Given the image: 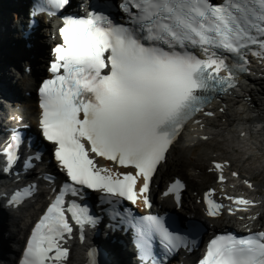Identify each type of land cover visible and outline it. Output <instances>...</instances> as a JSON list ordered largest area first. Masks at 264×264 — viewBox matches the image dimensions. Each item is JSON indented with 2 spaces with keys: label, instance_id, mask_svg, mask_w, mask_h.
<instances>
[{
  "label": "snow or ice",
  "instance_id": "obj_1",
  "mask_svg": "<svg viewBox=\"0 0 264 264\" xmlns=\"http://www.w3.org/2000/svg\"><path fill=\"white\" fill-rule=\"evenodd\" d=\"M47 2L57 10L69 4ZM87 8L84 15L63 16L58 29L63 42L52 49L49 65L52 76L38 87L40 135L52 144L51 155L66 178L32 228L20 264H61L69 250L59 241L70 238L74 227L83 239L85 226L99 222L76 202L84 189L98 190L109 204L125 199L134 205L139 199L150 207L151 181L187 124L203 129L196 117H213L206 106L248 71L246 54L264 52V0H120V21L112 18L109 0H89ZM21 143L13 129L2 150L5 171L14 166L18 156L13 149L18 151ZM40 158L37 153L27 162ZM97 158L125 170L113 173L98 166ZM211 164L209 170L219 171L223 182L225 164L214 159ZM244 183L254 187L247 179ZM31 187L13 192L7 204L18 206ZM183 187L176 178L165 194ZM213 192L204 196L210 217L223 208ZM226 198L255 205L243 197ZM125 212L121 220L133 232L140 264H166L169 254L188 247L189 233L171 229L164 217ZM198 227L185 226L193 232ZM157 242L161 253L155 251ZM198 264H264V231L216 235Z\"/></svg>",
  "mask_w": 264,
  "mask_h": 264
},
{
  "label": "bare ground",
  "instance_id": "obj_2",
  "mask_svg": "<svg viewBox=\"0 0 264 264\" xmlns=\"http://www.w3.org/2000/svg\"><path fill=\"white\" fill-rule=\"evenodd\" d=\"M31 6L30 0H0V99L3 92H12L20 91V98L24 104V112L26 114L27 121L35 126L36 122L39 119L40 109L38 106V98L36 96L38 81H36L40 75L46 74V69L49 64V57L51 48L47 54L41 55L42 62L35 64V67L31 68V71H26V68L22 70L19 68H12L8 65V56L10 57V52L14 47V44L17 42L19 45L20 41L23 40L24 30L28 28L29 16H28V7ZM13 8V13L11 12ZM41 20L38 23L37 29L42 34V42L45 46V49L53 43L52 39V24L53 21L47 20L44 16H38ZM21 21L18 26H14L15 23ZM36 29V31H37ZM36 31L31 35L36 33ZM30 37V38H31ZM30 38H28L30 40ZM8 42V55L3 50L6 49ZM50 47V46H49ZM28 52V51H27ZM45 53V52H44ZM26 54V53H25ZM29 55V54H28ZM28 57V56H27ZM7 60V62H6ZM35 62V60H34ZM46 62L44 70L41 66ZM23 64L30 65L31 59L23 60ZM19 69V70H18ZM253 74L247 75L242 82L240 90L246 88V91H250V94L253 95V104L259 108L257 113L260 118H262V123L264 121V115H261V111H264V86L259 84ZM254 78V79H253ZM253 79V80H252ZM262 83V82H260ZM30 92V96H27L26 93ZM247 95V92L244 96ZM13 96V95H12ZM226 106L227 100L221 98V106ZM220 106V105H219ZM1 107V105H0ZM218 107V106H217ZM249 107L247 103L239 110L240 121L245 118L248 114L246 110ZM217 110L215 109L214 113L216 114ZM208 119L207 128L201 129L198 125H190L191 128H188L187 132L183 134L178 143L175 145L170 157L171 161H174V172L175 175H180L188 183V189L185 194V203L188 206L189 212L193 213L195 217L206 219L209 229L212 228H227L230 226L238 229L246 224L247 217L241 215L239 217L235 216H222L217 219H207L204 217L203 207L201 202L198 203V199L201 198L200 193L204 191L208 186L213 185L214 174L210 173L205 162L207 159L208 148L203 145L206 142L199 143V134L200 131L203 132L204 129L208 130L213 126L212 117H206ZM211 118V119H210ZM210 119V120H209ZM13 120V119H12ZM27 122V123H28ZM264 128V125L263 127ZM38 130V129H36ZM261 142L259 146L252 147L250 146L247 150L249 153H252L257 160L258 156L264 158V131L261 133ZM49 147V145H47ZM51 150V148H49ZM219 150V159L231 158L229 150L225 149L224 146L220 147ZM190 152L192 156L186 157V153ZM181 155L178 159L174 157ZM214 159V158H212ZM212 159L209 161L211 164ZM215 160V159H214ZM240 161L236 159V167H239ZM261 163V161H259ZM55 162L45 161L40 165H34L31 169L28 170V173L25 177V183L31 182L38 186V192L34 197L27 201L24 207H20L19 210L14 212L4 211L0 207V264H16V254L24 246L25 235L29 232L32 221L37 217L45 205V198L48 194L47 188L43 185L40 180V175L44 171H49L50 169L55 170ZM167 171V168L165 169ZM171 172V171H170ZM163 175H166V172H163ZM196 177H199L201 180H197ZM32 180V181H31ZM235 181V180H234ZM38 184H37V183ZM158 183H162V179L158 180ZM234 186V183H233ZM264 220V215L261 216L257 223ZM256 225V224H255ZM250 227V224H247ZM107 248L110 250L109 256L111 258V264H135L133 262V252L129 249L123 251L121 245L118 242L108 244ZM70 254L68 252L65 264H81L82 257L80 256L81 247L79 245H73L70 249ZM3 251V252H2ZM85 260V258H84ZM85 264H91L88 260L84 261Z\"/></svg>",
  "mask_w": 264,
  "mask_h": 264
},
{
  "label": "rangeland",
  "instance_id": "obj_3",
  "mask_svg": "<svg viewBox=\"0 0 264 264\" xmlns=\"http://www.w3.org/2000/svg\"><path fill=\"white\" fill-rule=\"evenodd\" d=\"M38 30H40V29H37V31H36V33L34 34V35H36L34 38H33V44H32V47L31 48H29V47H25V45H24V42H22V40L20 41V43H19V45L17 44V42L14 44V47H12L13 49L12 50H14V51H12V52H10L9 54H10V57L8 56L7 58H8V65H10V66H12V68L14 67V68H19V69H21L22 68V70L23 69H25V64H23V60L24 59H28V61H30V59H31V68L35 65V64H39V63H41L42 62V59H41V55L43 54V55H45L46 54V59H47V54H48V52H49V49H50V45L48 46V48L47 49H45V46L43 45V42H42V40H41V38H42V34H41V32L40 31H38ZM28 51V52H27ZM8 52V51H7ZM35 52V53H34ZM45 52V53H44ZM26 53V54H25ZM29 54V55H28ZM28 56V57H27ZM35 60V63H33L32 62V60ZM33 60V61H34ZM6 62H7V60H6ZM44 66H46V62H44V65L43 66H41L42 67V69L44 70L45 68H44ZM35 67V66H34ZM18 69V70H19ZM27 71V70H26ZM254 79V78H253ZM252 79V80H253ZM258 79H260V80H257V82L258 81H260V82H262V83H260V82H258L259 84H261L262 86H264V78H258ZM12 90H13V95L15 94V95H20V91H14V88H12ZM251 113H253L252 114V116L253 117H255V116H259L257 113L258 112H256L255 110H254V112H251ZM261 115H264V111H261ZM211 142L210 141H208V142H206V143H204L203 145H205V146H207V148L209 149V151H208V153L210 154L211 152H212V150H211V144H210ZM186 157H190V156H192L191 155V153L190 152H187L186 154ZM173 156V155H172ZM181 155H177V156H175L174 158L175 159H178L179 157H180ZM208 157H209V155H207V157H206V165H207V167L209 166L210 167V162H209V159H208ZM244 165H245V163H244ZM246 167L248 166V164L246 163V165H245ZM170 169H172L173 168V170H174V161H172V162H170V164H169V166H168ZM208 167V168H209ZM209 170V169H208ZM197 178V180H201L199 177H196ZM258 180L259 181H261V183H263L264 184V173H262V174H260L259 175V178H258ZM3 252V251H2Z\"/></svg>",
  "mask_w": 264,
  "mask_h": 264
},
{
  "label": "water",
  "instance_id": "obj_4",
  "mask_svg": "<svg viewBox=\"0 0 264 264\" xmlns=\"http://www.w3.org/2000/svg\"><path fill=\"white\" fill-rule=\"evenodd\" d=\"M47 48H48V47H47ZM34 53H35V52H34ZM33 60H34V59H33ZM33 60H32V62L35 63ZM34 66H35V65H34ZM34 66H33V67H34ZM45 77H46V74H45V75H42V74H41L40 77H39L36 81L40 82V81L43 80Z\"/></svg>",
  "mask_w": 264,
  "mask_h": 264
}]
</instances>
